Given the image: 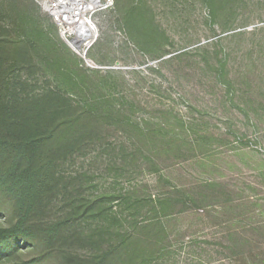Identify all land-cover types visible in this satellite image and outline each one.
<instances>
[{
	"label": "rangeland",
	"instance_id": "rangeland-1",
	"mask_svg": "<svg viewBox=\"0 0 264 264\" xmlns=\"http://www.w3.org/2000/svg\"><path fill=\"white\" fill-rule=\"evenodd\" d=\"M14 1L42 49L19 79L100 116V135L60 167L80 201L57 197L31 227L75 228L81 258L127 239L133 264H264V0H102L94 67L42 0ZM11 3L2 25L22 46ZM13 224L0 197V229ZM42 252L21 244L0 264ZM57 254L43 264H66Z\"/></svg>",
	"mask_w": 264,
	"mask_h": 264
},
{
	"label": "trees",
	"instance_id": "trees-1",
	"mask_svg": "<svg viewBox=\"0 0 264 264\" xmlns=\"http://www.w3.org/2000/svg\"><path fill=\"white\" fill-rule=\"evenodd\" d=\"M12 2L11 24L22 33L25 43L21 46L10 40L11 34L2 25L4 13L0 12V197L10 201L15 221L10 228L0 229V262L26 244L43 248V252L22 264H43L56 251L66 264H133L137 256L134 249H126L127 239L92 258H81L70 250L80 240L75 228H64L62 221L49 228L31 227L33 219L40 223L57 197L80 201L77 197L82 191L77 184L64 182L60 167L100 135V116L74 106L59 91L37 93L29 81L19 79L24 70L35 68V54L42 49L27 35L21 5ZM45 46L50 51L49 45ZM37 56L41 59V54ZM45 59L43 64L49 65L50 59ZM81 208L73 207L66 222H73Z\"/></svg>",
	"mask_w": 264,
	"mask_h": 264
},
{
	"label": "bare ground",
	"instance_id": "bare-ground-1",
	"mask_svg": "<svg viewBox=\"0 0 264 264\" xmlns=\"http://www.w3.org/2000/svg\"><path fill=\"white\" fill-rule=\"evenodd\" d=\"M101 2L102 0H42L45 9L54 16L55 22L60 27L61 36L93 67L95 64L88 60L86 55L98 39L93 18L103 9Z\"/></svg>",
	"mask_w": 264,
	"mask_h": 264
},
{
	"label": "built area",
	"instance_id": "built-area-1",
	"mask_svg": "<svg viewBox=\"0 0 264 264\" xmlns=\"http://www.w3.org/2000/svg\"><path fill=\"white\" fill-rule=\"evenodd\" d=\"M60 31H61V29H60ZM64 38V37H63ZM65 39V38H64ZM66 40V39H65ZM66 42L68 43V41L66 40ZM68 45H69V43H68ZM71 48V47H70ZM72 49V48H71ZM73 50V49H72ZM74 51V50H73Z\"/></svg>",
	"mask_w": 264,
	"mask_h": 264
},
{
	"label": "water",
	"instance_id": "water-1",
	"mask_svg": "<svg viewBox=\"0 0 264 264\" xmlns=\"http://www.w3.org/2000/svg\"><path fill=\"white\" fill-rule=\"evenodd\" d=\"M89 66H91V65H89Z\"/></svg>",
	"mask_w": 264,
	"mask_h": 264
}]
</instances>
